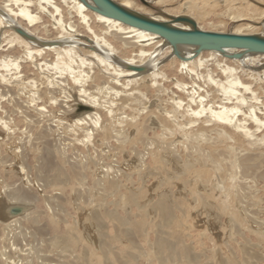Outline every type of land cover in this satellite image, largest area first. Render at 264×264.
Returning a JSON list of instances; mask_svg holds the SVG:
<instances>
[{
  "label": "bare ground",
  "instance_id": "1",
  "mask_svg": "<svg viewBox=\"0 0 264 264\" xmlns=\"http://www.w3.org/2000/svg\"><path fill=\"white\" fill-rule=\"evenodd\" d=\"M84 1L90 3L89 0ZM112 1L140 17L183 30L191 29L185 23H172V18L187 15L162 8V4L166 3L164 0H141L146 4L155 1L160 7L159 14H153L130 0ZM223 1L226 4L233 1V5L225 12L233 23L247 21L255 24V19L250 16L234 14L235 5L240 0ZM179 5H182L181 12L184 13L196 8L190 0H183ZM184 6L188 10H184ZM202 14L207 17L208 12ZM260 16L263 17L264 13ZM194 20L196 27L205 31L198 20ZM261 25L264 30V21ZM243 27L251 30H241ZM254 29L253 24L246 23L228 33L264 37V31L252 33ZM195 51L196 47L192 45L172 46L156 34L99 15L79 0H0V165H29V158L43 182V191L47 192L46 188L50 187L55 192L53 196L43 195L44 201L50 207L51 204L56 207L52 215L47 217V226L52 231V238H48L46 223L45 226L41 225L39 216H34L32 211H25L36 199L26 187L10 190V194L6 195L8 202L0 200V234L3 241L0 246V264H33V261L37 264H68L65 261L69 264H248L242 258L235 259L233 254L216 260L213 254L215 249L206 246L204 231L196 232L192 230L193 226L187 224L190 218L193 219L192 211L200 216L207 213L208 216L206 198L209 200L210 192L218 188V183L210 181L208 170L203 165H209L213 169L211 171H223L222 150L215 147V142L211 143L212 139L204 138L206 132L215 131L205 128L207 124L231 128L233 134L219 129L217 135L221 139L219 146L226 147L232 156L244 139L249 143L257 140L251 127L249 130L242 120L240 122L230 115L237 110L228 104L246 103L248 99L244 94L253 90L241 79L229 78L232 75L231 68L226 64L239 65L249 72L256 60H264V54L233 49L221 53L206 50L196 54ZM234 53H239L240 57L228 58ZM208 59H218L223 65L226 63L220 72L226 87L221 81L213 80V75L208 77L210 83L206 82V89L209 88V91H205L202 97L195 95L196 89H199L195 87L196 83H190L188 88L186 85L179 86L182 83L176 81L178 74H185L192 82V77H198V69ZM262 74L254 81L264 82ZM247 76L254 78L253 74ZM173 77L179 92L185 97H177L178 101L169 99L171 103L168 102L169 107L166 108L165 102L164 106L160 104V94L164 92L161 83ZM184 88L187 91H181ZM261 90L264 95V88ZM205 98L209 100L203 105ZM251 98H255V95ZM214 101L222 105L221 109L212 108L211 102ZM178 109L184 110L182 112L189 117L184 121L188 125L184 129V138L196 143L191 145V149L199 146L197 166L193 161H184L183 165H179L182 173L171 167L173 156L166 151V146L150 151L152 142L157 139L150 138V133L155 135L156 130H161L162 125L167 123L166 118L175 120ZM252 117L253 121H259L254 115ZM195 123L196 128L193 126ZM259 138L264 141V134ZM231 142L234 147L228 144ZM2 150L4 154L1 156ZM114 158L116 163L118 159L131 165H142L144 171L139 177L140 181L137 178L140 183L136 187L135 182H130L131 188L126 187L124 182H128L130 177L125 173L121 175L116 171V175L110 177L103 171L107 168L100 162ZM242 162L236 165L233 160L232 164L241 168ZM144 165L150 166V172ZM19 168L23 170L22 166ZM245 169L264 183V170L259 166ZM154 172L163 173L162 178L161 181L157 180L158 186L151 187L149 191L142 178L154 177ZM87 180L93 187H99L101 192L96 188L82 189ZM177 180H181V183L178 184ZM193 181L202 190L194 187ZM228 181L225 182L227 187ZM161 183L175 184V187L168 191L164 186L166 190H162ZM261 192L262 196L257 198L262 197L264 202V185ZM152 195L156 197L152 198ZM107 196L114 198L109 203L118 209L112 207L110 211H105L106 208L97 211V208L104 207ZM91 197L97 198L96 208L89 209L86 217H83L89 225L97 227L107 221L110 228L104 226L96 229L92 226L93 230L83 235L60 214L57 200L61 199L71 207V201L77 199L89 208ZM86 198L89 204L84 201ZM238 199L227 198L222 202L224 205L219 213L227 218L231 227L239 226L238 215H245L244 210L235 203ZM76 209L82 212L85 206ZM118 210L122 214H118ZM248 217L254 218L247 216V220L243 218L245 222H249L250 227L256 226V219L248 221ZM259 227L257 230L261 231ZM28 234L33 240L36 235L46 236L40 241L46 246L28 249L19 247V241H27ZM245 244L241 243V247ZM32 250L35 255L28 258ZM245 250L242 248V253L247 255Z\"/></svg>",
  "mask_w": 264,
  "mask_h": 264
},
{
  "label": "rangeland",
  "instance_id": "2",
  "mask_svg": "<svg viewBox=\"0 0 264 264\" xmlns=\"http://www.w3.org/2000/svg\"><path fill=\"white\" fill-rule=\"evenodd\" d=\"M116 1H120V0H116ZM130 1H132L134 4H137L138 6L144 7L147 11H149L153 14H159L158 11H160V10L158 8H160V7L155 4V1H154V3L150 2L149 4H148V2L146 4L141 0H130ZM164 1L166 3L164 5L162 4V8L167 7L168 8L167 10L178 11L183 16L187 15L186 17L190 16L189 18L192 17V18L198 20V24H200L203 27V30H205V31L206 30H208V31L209 30H216V31H222L224 33H228V32H233L236 27L241 26L242 24H246V23L253 24L255 26V29L253 30L252 33H258L259 34L262 31H264L262 29L263 25H261V23L264 21V16L263 17L260 16L264 13V0H262V1H260V0H255V1L254 0H240L235 5L234 14L241 13V15H244L247 17L250 16V17L255 19L254 20L255 24L251 23V22H247V21H240V22L233 23L229 19V17L226 15L225 12H226V10H228L233 5V1H231V3L226 4L223 0H190L192 5L196 6V8H193V9L190 8V10H188L186 8V6H184L185 7L184 10H186V9L188 10V12H185V13L181 12L183 8H181L182 5L181 6L179 5V4H181V2L183 0H164ZM184 1H186V0H184ZM204 11L208 12L207 17L204 14H202ZM165 17H167V15H165ZM194 19H192V20L195 22ZM241 30L247 31V30H251V28L243 27ZM212 32H214V31H212ZM219 62L220 61L218 59H208L206 61V64H203L201 66L200 70L198 69V77H192V79H193L192 82L189 81L188 77L186 78L185 74H183V73L178 74V76L181 77V79L178 77V80H176V81L182 83V84H179L180 87H182L183 85H186L187 88L189 86H191L190 83H192V84L196 83L195 87L199 88L198 89L199 91L196 89L195 93H197V94H195V95L201 96V97L205 93V91H209V88L206 89V82L210 83L208 80V77H211L212 75L213 76L211 78L213 80L221 81L223 86L226 87V85L224 83V76L220 75L221 70L224 69V67H226L225 66L226 63H224V65H223L222 62H220V63ZM226 65L229 68H231L232 75L229 76V78H235L237 80L241 79L240 81H242L246 85H249V87L251 86L250 88L253 90L251 92L249 91L248 93L244 94V97L246 99H248V101L250 102L249 103L247 101L249 104L246 102V103H241V104L235 103L234 105H231V104H228V105H229V107L234 106L233 110H235V109L237 110V111H235L234 114L231 113L230 115L237 118L240 122L243 121L242 123L244 125H246V127L249 130L251 127V131L254 130V133H255V136L257 137V140H256V142H253L252 140H254L255 138H252V140H251L252 143H249L247 139H244L243 142L241 143V146L239 145V147H240L239 150H236L237 151V152L235 151L236 154L234 153V155L232 156V155H230V151L227 150L226 147L224 149V146L221 147L218 144L221 141V139L219 138L220 135H217V134L220 131L219 129H224V128H221L220 126L212 125L210 123L207 124L208 126H206L205 128L209 127L207 129H214L217 132L216 133H215V131L210 132V133L206 132L204 138H207L208 140L212 139V140H210L211 143L215 142V144H214L215 147L216 148L219 147L222 150L221 153L224 155L223 156L224 160L223 161L221 160V165L223 166V171H220V172L211 171L213 169H210L208 167L209 165H207V166L203 165V168L208 170V175L211 178L210 181L213 184L218 183V188L216 190L215 189L212 190L211 191L212 193L210 192L211 196H210L209 200H208V198H206L205 204L206 205L208 204L207 205L208 206V211H207L208 216H207V213H206V215L204 214L203 216L202 215L200 216L197 213H194V211H192L191 216H193V219L190 218L187 225L193 226L192 230H194L196 232H198V230L204 231V235H205L204 239H205V242L207 243L206 246L209 249H212V250L215 249L213 251V254H214L216 260L223 259L226 256H229L230 254H231L230 256H232V254H233L235 259L247 260L248 264L249 263H251V264H264V202H263V200H261L262 197H260L261 199L257 198L259 196H262V194H263L261 191H262V186L264 185V183L260 182L258 180V178H255V176L252 172L247 171L245 169V168L249 169V167L250 168H256L257 166H259V168L264 170V143H263L264 141H261V139L259 138L264 134V95L261 92L262 91L261 89L264 88V82L260 81L261 83H259V82L254 81V79L256 77H258L259 75H263L262 73H264V60H261V59L256 60L255 63L249 69L250 70L249 72H251V73H249L247 71L248 70L247 68L239 67V65H229V64H226ZM232 70H234V71H232ZM187 71H188V69H187ZM246 74H249V75L253 74L254 78L252 79V78H249L248 76L246 77ZM195 78H197V79H195ZM174 80H175V78L173 77L171 80L169 79V80H167V82L164 81L161 83L163 85L164 92L161 93L160 95H161V99L164 101L161 102V99H160V104L162 103L161 104L162 106H164L166 104V106H164L166 108L169 107L168 104L171 103V100L169 101V99H173L174 101H178L177 97L182 96L181 98H183V99L185 97V95L183 93L179 92V90H180L179 86L174 82ZM206 80H208V81H206ZM204 81H205V83H204ZM185 90L186 89L184 88V90H181V91L184 92ZM254 92H255V94H254ZM254 95H255V98H251ZM251 99H252V101H251ZM208 100L209 99L205 98L204 101L202 102V104L206 105L208 103ZM183 102H185V100H183ZM163 103H164V105H163ZM211 103H212L213 109L219 110L222 107V105H220L219 102H217V101H214ZM218 105H220V106H218ZM252 109H253V112L256 111V112H254V114H253V112L250 113V111ZM168 110H170V109H168ZM180 110H181V112H180ZM177 111H179V112L176 114L177 118H175V120L173 117H172L173 119L166 118L167 123L165 125H162L163 127L161 128V130L163 132H161V130H156L155 135L150 133V138L151 137H154V138L157 137V139H158V140L156 139V142H152L153 144L150 146V151L151 150L153 151L155 148L157 149L158 147H161V146H166L167 149H169V150L166 149V151L173 156L172 161L170 162L171 167L176 172L182 173V171L179 170V169H181V167L179 165H183L184 161H193V163H195V166H197L196 162H197V157H198L199 146H197V148L191 149L192 148L191 145L193 146L196 143L192 142L191 139L184 138V136H183V133L185 131L184 129L188 128V125H185L184 121H186L189 117L185 114V112H182L184 110L178 109ZM170 115H173V114H170ZM252 115H254L255 118L257 117V119L260 122L259 121L258 122L253 121ZM253 124L255 125V127ZM196 125H197V123H195L193 126L195 127ZM230 129L231 128L228 127L224 130L230 131ZM257 130H258V132H257ZM230 132H232V131H230ZM232 134H233V132H232ZM1 138H0V140H1ZM213 138H215V139H213ZM5 140L7 141V138ZM160 144H162V145H160ZM228 144L231 145L232 147H234L233 142L228 143ZM157 145H159V146H157ZM188 147L190 149H188ZM2 149L4 150V148H2ZM23 149H24V147H23ZM3 150L1 151V156L4 154ZM228 151H229V153H228ZM257 156L259 157V161L257 160V158H258ZM174 157L178 158L179 160L175 159ZM241 157H242V159H241ZM244 157H247L248 160L245 159ZM184 158H185V160H184ZM167 159H170V157ZM27 160H28L27 163L29 165H9V166L7 165L8 167L6 165H0V200L4 199L3 201L8 202L6 195L10 194V190H12V189L17 190V188H20V187H21V189H23L24 187H26L25 189L28 190V193L30 192L33 199L34 198H36V199L32 203V205L28 206V209L25 211H27V212L32 211V214L34 216H39L41 219V225L45 226V223H46L45 227L47 228L46 229V235H48L47 237L52 238V233H51L52 231L50 230V227L47 226L46 221H47V217H50L52 215V213L55 211L56 207L53 204H51L52 207H50V205H48L47 202L44 201V196H53V194L55 192H53L50 187L46 188L47 192H45V190L43 191V188L41 187V184H43V182H41V180L37 176L35 165L32 164V161H30L29 158H27ZM233 160L236 161V165H239L237 163L244 161V162H242V164H240L241 168L244 170H241L240 167L236 168L232 164ZM179 161H180V163H179ZM249 161H251V162H249ZM100 163H102L103 166L107 168V170L104 169L103 171H106V174L110 177L113 175H116V173H114L116 171L121 173V175H124V173H125L126 176L130 177L128 182H124V184H126L127 188H131L129 185L130 182H132V183L135 182V184H136L135 187L140 183L139 177H141L140 175L144 171L142 168V165H131L126 161L118 160V159H117V163H116V158L110 159V160H102ZM126 163H128V164H126ZM106 164H110V165H106ZM3 166H6L7 168H3ZM20 166L23 167V170L21 168H19ZM90 166L91 165H88L89 168H91ZM15 167L16 168L18 167L17 170H15ZM144 167L148 168V171L150 172V166L149 165H147V166L144 165ZM20 169L22 170V172ZM29 170H30V173H28ZM10 171H11V173H9ZM15 171H17L18 175L16 174ZM214 173H215V175H214ZM153 174L156 175V177L154 175L155 178L152 176H148L149 177L148 179L142 178L144 180V183H143L144 186L147 189L149 188V191H150L151 187L153 188V187L158 186L157 182H159V181H157V180L158 179L160 180L162 178L163 173L159 174L158 172H154ZM131 178H132V180H131ZM137 178L139 179V181ZM152 178H153V180H152ZM212 179H214V180L212 181ZM226 180L230 181V182L228 181V183H229L228 187L225 183ZM214 181H216V182H214ZM177 182L179 184V183H181V180H177ZM161 184L163 185V183H161ZM193 185L197 189L202 190V187L198 186L197 182L193 181ZM164 186L167 187L168 191H169V189H172L175 187V184L172 186L170 184H167V185L164 184L162 187V190L163 189L166 190ZM83 187H85V188H82L84 190L88 189L87 187H89V189H91V190H93V188H96L99 192H101L100 188L99 187H93V185L90 183L89 180H87V183L85 181V186H83ZM219 187H221V188H219ZM239 188H240V190H239ZM241 190H243L245 192V194H243L244 192ZM254 190H255V192H254ZM234 191H237L239 196L236 192L234 193ZM249 192H251L253 198L251 197V194H249ZM224 193H227V194H224ZM228 193L229 194L231 193V194L228 195ZM246 193H248V194H246ZM227 195H228V197H227ZM249 195H250V198H249ZM254 195L256 196L257 199L254 198ZM155 197H156V195H152V198H155ZM227 198L228 199L229 198H233V199L235 198V200L239 198L238 201L234 200L236 205L240 206L241 209L244 210L243 212L245 213V215L247 214V216L254 217L251 219L248 217V221L256 219L258 221L255 220V222H257L258 224L256 223V226L252 225V227H250V223L247 221L245 222V220H247V218H246L247 216L241 215V217H240V215H238V218L240 220L239 226L237 225V226L231 227L228 224L227 218H225L223 215L219 214V213H221L220 211L222 210L223 205H224L222 202L223 201L225 202V200ZM95 199H97V198L91 197L92 201L90 200L91 205L89 206V208L84 202L79 201L77 199H75V201L70 200L71 201V207H70V205H67V203L62 201L61 199L57 200V203H59L58 207H60L59 208L60 214H62L64 217H66L65 218L66 220H69L70 222H72L74 224V226H76L78 228L80 233L84 235V233H86L90 230H93V227H95L96 229L104 228V226L107 228H110V223H108L107 221L104 222L103 226L97 227L95 225H89L88 220H85L84 217H86L87 211L91 208H96L95 207V204H96ZM106 199H105L106 203H103V205L105 204L104 207L97 208V211L101 212L105 208H106L105 211H110V210H113V208L114 209L117 208V206L114 207L113 203L112 204L109 203L111 201L113 202L114 198L107 196ZM76 201H77V203H76ZM84 201H86L87 204H89V199L86 198V200H84ZM55 202H56V200H55ZM74 203H76V204L74 205ZM108 203H109V205H108ZM79 206H85L86 211H85V209L82 212H81V210H77L76 208ZM209 206L210 207L213 206V207H211V209H210ZM117 213L122 214L121 210H118ZM252 213H254V214H252ZM64 214L68 215L69 217L65 216ZM196 215H198L199 217ZM71 217H73V218H71ZM137 220H139V219H137ZM204 220H205V222H204ZM194 223L195 224L199 223V224L198 225L196 224V226H195ZM257 226L258 227L260 226L259 228H261L262 230L258 231ZM255 227H257V229ZM254 228L256 229V231L254 230ZM14 233L17 235L16 232H14ZM29 235H31V234H28V236ZM29 237H27L28 238L27 241L25 240L26 242L20 240L18 244L19 245L21 244V245L19 247H21L23 249L24 248L28 249V248H34L36 246H46L45 243H42V242L40 243V241L42 239L44 240V238L46 236L40 237V236L36 235L34 240L31 238L32 236H29ZM32 240L35 241V243H33ZM245 240L247 242L246 244H245ZM2 243H3L2 235L0 234V246L3 245ZM238 243H240V244H238ZM241 243L245 244V245L241 247ZM242 248L244 250L247 248L246 249L247 251L245 250L247 252V255H244L242 253ZM25 253H28V252H25ZM32 253H33V255H32ZM32 253H30L28 258H31L32 256L35 255V252L33 250H32ZM48 255L52 256L55 259L54 255H52L51 252L50 253L48 252ZM259 258H260V260H259ZM68 260H69V258H68ZM252 261H254V262H252ZM60 262H62L61 258H60ZM60 262H58V263H60ZM34 263L37 264L38 262L33 261V264ZM53 263H56V262H52V264ZM65 263L69 264L70 262L65 261Z\"/></svg>",
  "mask_w": 264,
  "mask_h": 264
},
{
  "label": "water",
  "instance_id": "3",
  "mask_svg": "<svg viewBox=\"0 0 264 264\" xmlns=\"http://www.w3.org/2000/svg\"><path fill=\"white\" fill-rule=\"evenodd\" d=\"M79 1L83 2L88 9L99 15L156 34L172 46L181 44L192 45L196 47V54L206 50L221 53L226 49L253 54H264V37L260 35L202 31L196 27L193 20L187 17L172 18V23H185L191 26L190 30H183L172 27L170 24L149 20L132 14L112 0H89L90 3H86L84 0ZM239 57V53L228 56L231 59H237Z\"/></svg>",
  "mask_w": 264,
  "mask_h": 264
}]
</instances>
